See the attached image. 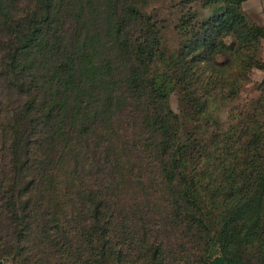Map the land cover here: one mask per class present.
<instances>
[{"label": "trees", "instance_id": "obj_1", "mask_svg": "<svg viewBox=\"0 0 264 264\" xmlns=\"http://www.w3.org/2000/svg\"><path fill=\"white\" fill-rule=\"evenodd\" d=\"M139 1L0 0V264H264V26Z\"/></svg>", "mask_w": 264, "mask_h": 264}, {"label": "rangeland", "instance_id": "obj_2", "mask_svg": "<svg viewBox=\"0 0 264 264\" xmlns=\"http://www.w3.org/2000/svg\"><path fill=\"white\" fill-rule=\"evenodd\" d=\"M137 6L142 12L149 14L152 17V22L154 21L160 30H165L166 32V47L171 48L176 44V30L175 26L182 17H187L193 14L196 20L202 21L204 19L210 18L212 15L218 11L220 4H210L206 0H140L137 2ZM256 10L259 8V4H254ZM246 13V11L244 10ZM248 20L253 24L264 26V9L256 12L254 9L249 10ZM263 77V72L260 70H253L250 74V80L242 88L243 91L238 100L227 102L218 111V116L221 121L226 120L229 115L236 114L245 103H250L251 98L256 95L264 94V86L260 91L257 88V84ZM170 105L176 110L177 109V99L176 96L172 95L170 97ZM231 123V120H230ZM138 248L134 250H129V258L126 260L129 264H141L144 259L142 251H138ZM202 251L196 252L192 250L191 260L196 264H202L200 261ZM169 264L175 261V257L169 259ZM125 264H128V263Z\"/></svg>", "mask_w": 264, "mask_h": 264}, {"label": "crops", "instance_id": "obj_3", "mask_svg": "<svg viewBox=\"0 0 264 264\" xmlns=\"http://www.w3.org/2000/svg\"><path fill=\"white\" fill-rule=\"evenodd\" d=\"M254 4H259V9L256 10V8L254 7ZM242 9L246 11V13H249V10L253 9L258 12L264 9V0H245L242 3Z\"/></svg>", "mask_w": 264, "mask_h": 264}]
</instances>
